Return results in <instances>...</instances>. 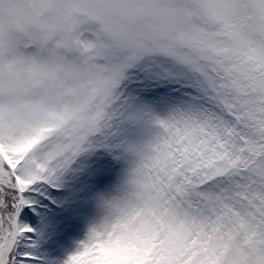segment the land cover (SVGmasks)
Returning a JSON list of instances; mask_svg holds the SVG:
<instances>
[{
    "label": "snow or ice",
    "instance_id": "obj_1",
    "mask_svg": "<svg viewBox=\"0 0 264 264\" xmlns=\"http://www.w3.org/2000/svg\"><path fill=\"white\" fill-rule=\"evenodd\" d=\"M0 0V264H264V0Z\"/></svg>",
    "mask_w": 264,
    "mask_h": 264
},
{
    "label": "clouds",
    "instance_id": "obj_2",
    "mask_svg": "<svg viewBox=\"0 0 264 264\" xmlns=\"http://www.w3.org/2000/svg\"><path fill=\"white\" fill-rule=\"evenodd\" d=\"M12 8L16 11L11 15L6 12L5 15L10 24L9 34L14 36L32 27L29 22L31 9L29 7V0H14Z\"/></svg>",
    "mask_w": 264,
    "mask_h": 264
}]
</instances>
